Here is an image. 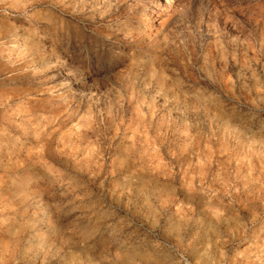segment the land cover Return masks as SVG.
I'll use <instances>...</instances> for the list:
<instances>
[{
	"label": "clouds",
	"instance_id": "obj_1",
	"mask_svg": "<svg viewBox=\"0 0 264 264\" xmlns=\"http://www.w3.org/2000/svg\"><path fill=\"white\" fill-rule=\"evenodd\" d=\"M0 264H264V0H0Z\"/></svg>",
	"mask_w": 264,
	"mask_h": 264
}]
</instances>
